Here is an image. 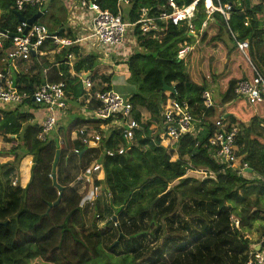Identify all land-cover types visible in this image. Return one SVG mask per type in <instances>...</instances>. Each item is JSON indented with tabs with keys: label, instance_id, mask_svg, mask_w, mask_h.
Listing matches in <instances>:
<instances>
[{
	"label": "trees",
	"instance_id": "16d2710c",
	"mask_svg": "<svg viewBox=\"0 0 264 264\" xmlns=\"http://www.w3.org/2000/svg\"><path fill=\"white\" fill-rule=\"evenodd\" d=\"M90 1L95 2L100 10L114 15L120 11L122 19L130 23L137 20L142 8L149 9L152 16L160 13L162 10L157 8L166 2L126 0L128 4L122 6L118 0ZM194 1L175 0L177 7L188 6ZM219 3L231 6L228 21L214 13L201 32L206 20L205 1L197 3L192 22L196 37L188 35L185 26L176 28L168 24L163 25V32L157 34L134 31L136 51L128 58L126 66L129 71L127 80L131 79L137 89L130 102L134 107L144 108L150 117L142 132H137L135 145L127 154L101 160L104 180L97 184H101L111 197L109 200L98 199L95 210L99 211L101 218V202L117 209V214L105 223L111 232L118 233L116 241L119 234H122L121 239L134 236L131 229L141 224L144 216L152 218L163 213L159 207L165 199L169 201L170 214L178 210V202H182L183 213L189 203L196 209L199 217L191 222H202L208 233L199 237L190 249L179 251L167 264H246L249 252L254 249L251 241L242 234V224H248L256 214L264 212V96L259 102L249 104L246 99L233 95V88L239 81H253L257 75L264 80V0H219ZM13 7L14 0H0V30L13 33L19 25ZM37 11L27 9L20 14L31 18ZM62 27L65 26L59 23L56 32L65 37L64 31L59 30ZM228 28L239 41L249 43L245 51L248 60L230 38ZM69 33L74 37L71 31ZM185 46H190V51L183 61H178L177 52ZM67 53L64 51L56 56V65H50L46 77L50 83H66L68 103L72 104L84 92L75 86L78 78L70 79L68 62L64 61ZM102 62L92 53L78 60L73 69L76 73L91 74ZM112 75L102 76L101 83L108 84ZM38 76L23 75L17 80V87L31 92L42 82ZM163 83L174 89L177 100L188 102L198 118L202 111L206 118L214 115V108L204 110L200 99L202 92L212 91L216 108L222 113L221 119L227 121V131L236 124L241 126L235 138L236 157L240 164L252 171L251 180L225 169L212 156L208 139L216 129L205 120L200 122L195 137L182 136L172 143V150L161 145L159 105L169 94L175 97L170 91H162ZM109 89V86L105 88ZM153 95L157 100H151ZM26 106L42 110L30 101L10 110L0 109V138L12 145L8 150H0V159L9 158L6 162L0 160V264H138L129 255L115 260L106 254L104 238L109 234L106 230L100 232L97 221L85 226L84 200L76 189L70 187L69 167L80 161L78 158H83L86 151V160L90 162L93 152L80 142L70 140L72 128L64 130L66 128L60 125L66 115L44 142L39 141L40 122L32 113L23 110ZM76 118L81 120L76 128L91 123L82 116ZM62 131L65 137L60 161L64 163L67 158L65 176L57 172L56 182L62 187L61 199L57 206L49 207L58 199V190L49 175H52L55 153L60 149L58 136ZM114 138L116 141L120 139L117 135L111 136L101 150L112 148L116 143ZM74 149L82 152L81 157L73 154ZM26 156L32 158L29 182L25 188L18 184L13 186L20 163ZM198 173L204 176H198ZM155 199L153 209L151 204ZM254 208L256 211L250 213ZM169 213L162 216L167 217V224L180 222L178 217L172 219ZM114 218L116 228L113 227ZM235 220L241 225L236 227ZM184 229L182 226L179 232ZM183 237L180 235L173 241L175 246L183 242ZM114 243L107 246L108 250L117 249L118 245L114 247ZM260 247L263 250L264 243Z\"/></svg>",
	"mask_w": 264,
	"mask_h": 264
},
{
	"label": "built area",
	"instance_id": "2783aa9c",
	"mask_svg": "<svg viewBox=\"0 0 264 264\" xmlns=\"http://www.w3.org/2000/svg\"><path fill=\"white\" fill-rule=\"evenodd\" d=\"M201 0H195L188 6L177 7L175 0H166L165 5L157 10L160 13L150 16V10L142 8L137 20L133 23L122 19L121 12L116 15L107 10H100L95 2L90 0H70L69 17L74 28L79 33L75 37H60L50 33L46 27L38 23L28 25L19 22L16 30L10 33L7 30H0V106L19 107L30 101L34 106L42 108L46 114L40 122V129L37 139L44 142L47 136L56 129L58 117L65 116L69 103L67 98V86L64 81L50 83L47 81V73L50 68L42 69L43 81L39 83L31 92L21 91L17 87V80L22 76L20 66L32 61L34 57L36 65H41V59L49 54L57 55L60 49L67 51L65 59L71 67L70 79L78 78L84 86L86 101L84 108H88L85 120L91 121L87 125L80 126L74 132V140L87 150L93 151L90 165L85 168L76 177V184L86 182L82 185V190L89 188L91 196L85 201L88 210H92L97 200L104 197L109 200L111 195L103 189L101 183L104 180V169L101 160L104 157L116 158L127 154L135 145L137 132H142V115L138 107H134L130 98H124L111 90H105L106 83L101 84L99 90H95L92 84L91 75L83 78L82 72L76 73L73 69L74 64L81 58L91 54L92 48H97L106 54L105 49L112 50L120 47L127 39L135 41L134 31L138 29L142 34L163 32V25H171L179 28L186 27L188 35L196 37V31L193 27L195 10L197 3ZM205 1L206 20L202 23L201 32L207 22L212 20L214 13L220 14L224 21L229 19L230 5L222 6L219 0ZM50 0H14V11L19 14L27 9L40 10ZM119 4H128L126 0H118ZM229 36L235 43L239 52L248 60L245 51L249 48L247 41H239L235 33L229 28ZM136 42V41H135ZM190 51V46H185L177 52V60L183 61ZM69 67V68H70ZM28 67L23 69L26 75ZM20 76V77H19ZM98 84L101 83L99 80ZM175 96L174 89L170 91ZM233 95L237 98L246 99L249 104L259 102L264 96V80L260 75L253 81L242 80L236 83L233 88ZM201 104L204 110L215 108L212 93L204 91L201 94ZM89 108L92 110L89 111ZM160 129L161 145L172 150V143H176L182 136L191 135L195 137L199 130V124L206 119L202 111L200 118L193 113V108L186 101H180L175 97H167L160 103ZM139 116V117H137ZM31 123L33 120L30 121ZM216 131L208 139V147L212 156L224 166L225 169H231L239 175L245 173L247 166L240 164L236 157L237 147L235 138L240 129L237 125L231 126L227 131L223 119H220L214 125ZM264 128V125H263ZM117 135L120 138L110 149L101 150L103 143L111 136ZM168 146V148L166 147ZM74 155H82L78 149L73 150ZM238 166H235V164ZM51 178V176L49 175ZM15 183L12 182V185ZM75 184V185H76ZM85 207V206H84ZM95 219L99 220L100 215L96 214ZM116 221V220H115ZM113 227H117L116 222ZM246 264H264V249L260 251L249 252V258Z\"/></svg>",
	"mask_w": 264,
	"mask_h": 264
},
{
	"label": "rangeland",
	"instance_id": "374dc122",
	"mask_svg": "<svg viewBox=\"0 0 264 264\" xmlns=\"http://www.w3.org/2000/svg\"><path fill=\"white\" fill-rule=\"evenodd\" d=\"M42 14L43 16L37 20V23L40 25H43L46 27L51 33H55L57 30V25L59 23L63 24V26L66 27V30L74 28V25L69 17V12L66 11L63 12L54 2L50 3L48 2L45 4L42 8ZM64 20V21H63ZM263 24H264V14H263ZM79 33L78 29H75L74 31V37L77 36ZM176 38H174L175 41ZM135 41L132 39H127L126 42L121 45L120 47L113 48L112 50H108V48L105 49L106 54L103 53V51L98 50L97 48H92L93 51L90 53L99 60H102L103 62L96 67L92 73H91V80L92 84L95 87V90H99L101 88V83L98 84V78L100 74H105L106 77H109L111 73L113 75L110 77L108 86L109 90H111L113 93H117L118 95L128 98L131 94L136 93V84L131 80L128 79V73L126 63L128 61V58L136 51ZM64 49H60V52H64ZM58 55L49 54L46 57L41 59V64L43 65V61L45 62V67L50 66L54 59ZM32 63L34 61H29L26 63L28 67L31 68ZM71 68V67H70ZM39 70V67L34 68V72H37ZM33 71V70H32ZM70 75L71 70L69 69ZM76 84L78 85V88L84 91L83 83L77 79ZM212 93V91H210ZM213 94V93H212ZM86 93L82 95L84 97ZM213 97V95H212ZM152 101L157 100V98L153 95L151 97ZM83 99L81 98V102ZM214 102V101H213ZM84 102L80 103L81 106H84ZM215 104V103H214ZM68 110L66 111L67 114ZM74 117V116H73ZM75 115L74 118H70L67 121L61 120L60 125L62 128L70 127L75 132L78 128H76L77 125L81 124V120L79 118H76ZM150 117V116H149ZM148 116H145L144 121L147 122L149 119ZM62 118V117H61ZM224 125H228L224 122ZM238 128L240 126L236 124ZM63 135V138L65 137L64 132H61ZM165 147V146H164ZM168 148V146H166ZM91 151V150H88ZM93 152V151H92ZM87 153V151H86ZM85 153L84 158L80 160L79 163L76 162V166L80 168L81 170H84L87 168L91 161L89 162L88 156ZM60 159V158H59ZM173 161L175 158L172 159ZM235 166H238L236 163ZM79 171V173H80ZM78 173V174H79ZM198 176H204L203 173H198ZM76 186V185H75ZM100 200H105L104 197H100ZM168 199H165L161 206L159 207V211H164L163 213H157L156 215L152 216V218H149V216H144L141 224H139L136 228H132L131 230L134 233V236L127 237L124 239H121L118 247L116 250H108L107 246L111 242H116V236L118 233L111 232L109 228L105 227V223L112 217L117 214V209L110 207V205L105 202H101V214L102 217L99 220L95 219L96 214H98L99 211L95 210V207L92 210H88L87 214H84L83 217L86 221L85 226L89 227V225L93 221H97V226L100 229V232L103 233V231L106 230V232L109 234L108 236H105V252L107 255L112 256L113 259L119 260L122 256H131L133 257L138 264H167L170 263L174 257L176 256L179 251H186L187 249H190L195 241L200 239L199 237L204 236V234L208 233V229L201 222L200 224H194L192 223L193 218H198V214H196V209L190 205L185 208V213L182 212V202H178L177 206L179 207L175 213L170 214L168 211ZM156 205V204H155ZM153 206V209L155 207ZM152 209V210H153ZM193 210V211H192ZM157 210L155 209V213ZM170 214V216L178 217L180 219L179 221H173L172 225L167 224V214ZM108 215L110 217L108 218ZM198 216V217H197ZM186 221L185 224H182V221ZM88 223V224H87ZM182 224V225H181ZM184 226L185 229L179 232V229ZM236 226V224H235ZM106 228V229H105ZM257 230H264V227H257L255 226ZM114 229V228H113ZM112 229V230H113ZM105 232V233H106ZM184 236L182 238L183 242L178 243L176 246L173 243V241L178 240V236ZM252 243V242H251ZM105 264V263H104Z\"/></svg>",
	"mask_w": 264,
	"mask_h": 264
},
{
	"label": "crops",
	"instance_id": "0c3cea01",
	"mask_svg": "<svg viewBox=\"0 0 264 264\" xmlns=\"http://www.w3.org/2000/svg\"><path fill=\"white\" fill-rule=\"evenodd\" d=\"M55 3L59 8L60 7H63V9L65 10V13H66V11H68V8H69V2H70V0H50V3ZM62 5V6H61ZM121 5L122 6H125V4H122L121 3ZM127 5V4H126ZM62 9V10H63ZM38 12H40L41 13V15L43 16V14H42V10L40 9V10H38L36 13H38ZM15 15V14H14ZM35 15V14H34ZM16 16V15H15ZM16 18H17V16H16ZM18 20V19H17ZM19 22V21H18ZM35 23H37V21L35 22ZM59 30H63L64 32H63V34H64V36L66 37V36H69V31H71L72 32V34H74V30H72V29H68V30H66V27H62V28H60ZM50 32V31H49ZM58 33H59V31H57ZM57 32H55V33H57ZM55 33H53V34H55ZM60 54V53H59ZM58 55V54H57ZM44 58V57H43ZM35 58L33 57L32 58V60L34 61V63H32V66H31V68L30 67H28L26 64H23V65H21L20 66V69H21V73H22V76L23 75H25L24 74V72H23V69L25 68V67H28L29 68V73H27L30 77H32V76H35V75H37L38 76V74L42 71V69H46V68H50V66H48V67H45L44 65H45V62L43 61V65L41 64V65H36L35 64V61L36 60H34ZM55 60V59H54ZM64 60H65V58H64ZM66 62V61H65ZM52 64H54V65H56V63L55 62H53ZM51 64V65H52ZM39 67V70L37 71V72H34V68L35 67ZM70 67V66H69ZM69 69H71V68H69ZM33 70V71H32ZM70 73V72H69ZM89 75H91V74H89ZM21 76V77H22ZM102 76H106L104 73L103 74H100L99 75V82H101V80H100V78L102 77ZM20 77V78H21ZM39 77V79L40 78H42V81H43V76H42V74H41V76L39 75L38 76ZM102 84V83H101ZM107 84V83H106ZM77 84H75V86H76ZM107 86H108V84H107ZM135 94V93H134ZM134 94H131L128 98H130L132 95H134ZM81 98L83 99V101L82 102H84V101H86V99H87V97L84 95V97L83 96H81V97H79L78 99H77V101L75 102V103H69L68 105H69V107H68V112H67V114H66V117H65V119L64 120H68V119H70V118H74L75 117V115L76 116H82L83 118H85L86 117V114H87V112H88V108L87 107H85L84 108V106H81L80 105V103H82L81 102ZM14 107H11V106H0V109L1 110H10V109H13ZM23 110H25V111H27V112H29V113H32L33 114V116L37 119V120H39V122H41L42 121V119L44 118V116H45V114H46V111H44V110H41V109H38V110H35V109H33L32 107H23ZM219 110V109H218ZM138 111H139V113L142 115V120L144 121V118H145V116H148L149 117V113L144 109V108H140V107H138ZM221 115H222V113L219 115V118L221 117ZM74 116V117H73ZM197 116V115H196ZM62 116H60V117H58V122L62 119L61 118ZM34 121H35V119H34ZM57 122V123H58ZM145 122V121H144ZM225 122V121H224ZM226 124H227V121L225 122ZM239 126H240V124H239ZM241 127V126H240ZM78 128V127H77ZM68 129H71L70 127H67L66 129H64V130H68ZM198 132H199V130H198ZM59 147H60V152H61V149L63 148V146H64V142H63V140H64V138H63V135H62V133H60L59 134ZM11 138H14V137H11ZM70 140L71 141H74V131H72V133L70 134ZM258 141L260 142V143H262V141L261 140H259L258 139ZM12 147V145L11 144H9V143H6V142H4L3 140H2V138H0V150L2 149V150H8V149H10ZM165 148V147H164ZM166 149V148H165ZM80 157H81V155H80ZM84 158V157H83ZM174 158L176 159V156H174ZM8 159L9 158H1L0 160H1V162H6V161H8ZM79 160H81L82 158H78ZM89 159H90V161L91 160H93L92 158H91V156L89 157ZM66 161H67V158H65V160H64V163H62L61 161H60V159H59V162H58V165H57V168H56V173H55V176H56V180H57V172L58 171H60V173H62L61 174V176L63 177V176H65V173H64V167H65V165H66ZM80 161H78L77 163H79ZM31 164H32V158L30 157V156H26V157H24L23 159H22V161H21V163H20V166H19V169H18V175H17V177L16 178H14V180H13V182L15 183L13 186H15L16 184H18L21 188H25L26 187V185L28 184V182H29V179H30V167H31ZM69 171H70V176L72 177V180H71V182H70V187H72V188H74V189H76V191H77V193L79 194V195H81L82 196V198H83V200H84V202H83V205H82V212H83V215L84 214H87L88 213V209H87V207H86V205H85V201L91 196V193H90V190H89V188H86L85 190H82V185H83V183L84 182H86L87 181V179H85V181L81 184V183H79V184H76V183H74L75 182V179H76V177L80 174L79 173V171H80V168H78V166H76V162H75V164L74 165H72V166H70L69 167ZM81 171H83V170H81ZM80 171V172H81ZM79 173V174H78ZM244 178H246L247 180H251L252 179V174H248V173H243V175H242ZM75 184H76V186H75ZM85 206V207H84ZM261 206H263V204H261ZM256 211V209L254 208V209H252L251 210V212L250 213H253V212H255ZM88 220V219H87ZM87 220H85V224H86V221ZM239 220H235V224H236V227H238V226H240L239 225ZM88 224V223H87ZM255 226H259V227H264V212L262 213V212H259L258 214H256V216H255V218H254V220H251L248 224H245V223H243L242 224V227H241V230H242V234H243V236H244V238H246V239H248V240H250L251 242H252V245H251V248H253L254 249V251H260V250H262L261 249V247H260V245L261 244H263L264 243V230H257L256 228H254Z\"/></svg>",
	"mask_w": 264,
	"mask_h": 264
},
{
	"label": "water",
	"instance_id": "95a60500",
	"mask_svg": "<svg viewBox=\"0 0 264 264\" xmlns=\"http://www.w3.org/2000/svg\"><path fill=\"white\" fill-rule=\"evenodd\" d=\"M15 15L17 16V19L19 22H24L26 24H28L29 26L34 24L39 18L42 17L41 13L38 12L36 13L34 16H32L31 18H25L23 17L21 14H19L18 12H15ZM55 35H58V32L55 33ZM64 61H67L66 59ZM89 76V74H86L83 76L84 79H86L87 77ZM162 91H173V88H170L168 86H166L164 83H163V87H162ZM221 114V111L218 110L216 107L214 108V115L210 118H206L205 121L211 123L212 125H215V123L219 120V115ZM224 118H226V116H224ZM59 158H60V150H57L56 153H55V157H54V161H53V166H52V175H51V178L53 180V185L56 187V189L58 190V199L56 200V202L52 205H50L49 207H54V206H57L60 202V199H61V192H62V187L60 185L57 184L56 182V176H55V173H56V168H57V165H58V162H59ZM245 173H248V174H252V171L250 169H245L244 170ZM157 201V199H155L152 204H151V208L153 206V204ZM114 221L116 220L115 218L113 219ZM1 225V224H0ZM4 226L7 225V223H4L3 224ZM122 238V234H119L118 236V239L117 241L113 244L114 247H117L118 245V240H120Z\"/></svg>",
	"mask_w": 264,
	"mask_h": 264
}]
</instances>
